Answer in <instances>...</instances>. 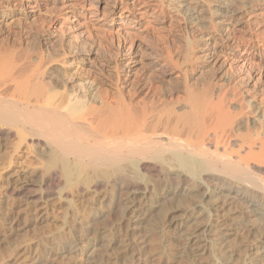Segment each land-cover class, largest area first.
Masks as SVG:
<instances>
[{"label":"bare ground","instance_id":"1","mask_svg":"<svg viewBox=\"0 0 264 264\" xmlns=\"http://www.w3.org/2000/svg\"><path fill=\"white\" fill-rule=\"evenodd\" d=\"M197 1L6 0L48 14L0 44V140L38 143V193L75 222L166 223L194 259L234 221L264 245V0Z\"/></svg>","mask_w":264,"mask_h":264},{"label":"rangeland","instance_id":"2","mask_svg":"<svg viewBox=\"0 0 264 264\" xmlns=\"http://www.w3.org/2000/svg\"><path fill=\"white\" fill-rule=\"evenodd\" d=\"M3 1L0 0V33L4 35H0V44L4 41L5 44H10L5 38L8 31L18 35L24 29L38 30L39 14H48L43 7L38 11V7L34 6L30 10L26 9L31 15L24 20L22 14L25 12L22 9L13 10L6 5V0L4 3ZM187 1L181 3V0H163L165 9L171 14H182L183 6L198 2ZM48 2L53 5V0ZM203 2L212 10H217L216 6L221 5L236 12H240L244 5V0ZM249 21L251 28L264 29L263 18H250ZM7 139L2 142L0 140V264H225L220 252H217V242L220 240L219 230L223 231L228 227L231 229L228 233L231 237L225 238L228 247L226 251L232 257L230 264H252L249 263L252 260L250 254L253 251H263L261 249L264 245L258 243L263 234L258 232L257 238L255 233L252 234L239 221H234L229 226L216 225L220 228L215 227L218 232L212 227L216 234L212 238L218 240L212 239L206 246L211 247L210 251L206 249L207 253H198V257L194 259L186 251V241L182 238L184 234L166 223L139 225L111 220L75 222L66 219L67 203L38 193V143L26 139L13 151L11 148L18 141L14 136ZM5 144L11 148L6 149ZM22 189L28 191L27 196L20 195ZM38 195L42 198L41 202H38ZM127 198L124 195L118 200L121 202ZM71 199L73 200L72 197L68 198ZM236 211V208H230L229 213ZM245 243L249 246L247 249L243 247ZM209 244L215 245L217 249Z\"/></svg>","mask_w":264,"mask_h":264}]
</instances>
